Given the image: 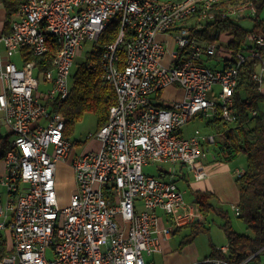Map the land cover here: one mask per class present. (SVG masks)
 I'll use <instances>...</instances> for the list:
<instances>
[{
    "label": "built area",
    "instance_id": "obj_1",
    "mask_svg": "<svg viewBox=\"0 0 264 264\" xmlns=\"http://www.w3.org/2000/svg\"><path fill=\"white\" fill-rule=\"evenodd\" d=\"M217 1L22 0L10 18L0 20V126L10 134L0 178L6 198L0 200L6 249L0 264H148L146 257L161 250L163 238L202 221L197 204L184 200L172 178L147 174L143 166L178 163L193 179L205 178L203 159L216 134L196 128L184 135L182 127L216 112L227 122L235 120L233 93L239 68L249 58L260 62L251 78L264 94L261 33L248 32L243 49L232 57L220 43L191 36L193 17L203 19ZM245 9L250 15L256 12L252 5H240L226 14ZM115 18L118 36L103 46L99 69L101 79L114 87L116 102L106 122L87 136L98 140L99 147L67 162L75 189L63 206L57 164L67 160L74 143L64 137V117L50 102L67 98L83 42H95ZM128 32L120 66L117 46ZM52 44L57 49L50 67L38 71L33 57L49 52ZM5 53L16 54L20 63ZM213 58L223 61L222 68L208 65ZM167 87L179 88L181 97L159 100ZM258 112L264 114V102L251 113ZM234 210L239 213L238 205ZM217 248L228 251L227 244ZM253 255L240 264H251Z\"/></svg>",
    "mask_w": 264,
    "mask_h": 264
},
{
    "label": "trees",
    "instance_id": "obj_2",
    "mask_svg": "<svg viewBox=\"0 0 264 264\" xmlns=\"http://www.w3.org/2000/svg\"><path fill=\"white\" fill-rule=\"evenodd\" d=\"M21 1L0 0L5 19L12 16ZM240 5H252L256 9L254 15H249L253 22L249 29L243 27L235 16L226 14L228 8ZM263 7L264 0L214 2L206 10V16L203 19L193 17V24L189 26L190 34L204 43L218 42L230 57L235 56L243 49L248 32H257L264 36V19L259 17V12ZM197 23L201 25L200 28H197ZM119 29L118 18L112 19L94 42L93 48L88 52L87 60L78 64L72 73V84L67 98L50 102L64 117L63 135L67 139H70L73 133L75 122L86 112L94 113L96 130L101 127L107 120L110 105L116 102L114 87L100 77L99 60L103 46L117 38ZM4 31H9L8 22L4 24ZM128 38L129 32L124 35L117 46L118 65L120 66L125 64ZM56 49L57 44H52L49 52L33 57L38 65V71L50 67L51 58ZM89 63H92V66H89ZM259 64L258 59L249 58L239 68L231 107L235 120L227 122L216 112L204 122L205 127L216 134L213 148H216L220 159L228 162L238 153H244L246 156L244 171L241 175H237L235 180L239 189L237 216L245 223L249 233H240L232 227L227 210L212 204V193L195 191L194 202L202 212L203 219L182 227L189 229V233L183 236L181 244L190 243L199 233H209V228L206 226L208 214L215 212L223 219L221 227L228 245L227 253H223L211 244L209 254L198 264H215L205 261L208 258L225 260L230 264H240L252 254L254 255L249 262L260 264L264 258V114L258 112L252 115L251 113L254 109L259 111L264 102V94L260 92L258 83L251 78ZM72 143L78 144L77 141H72ZM9 145L10 134L0 133V161L3 160ZM161 171L162 169H160V176H163ZM5 253L3 234H0V257Z\"/></svg>",
    "mask_w": 264,
    "mask_h": 264
},
{
    "label": "rangeland",
    "instance_id": "obj_3",
    "mask_svg": "<svg viewBox=\"0 0 264 264\" xmlns=\"http://www.w3.org/2000/svg\"><path fill=\"white\" fill-rule=\"evenodd\" d=\"M229 9V8H228ZM250 9L240 10L234 16L237 18V21L246 29L251 28L252 20L249 18ZM4 16L2 6L0 3V19ZM259 17L264 19V7L259 12ZM158 40L163 39V35L157 36ZM94 41L86 40L83 42L82 48L79 50L77 56L74 58V64L72 67V73L74 72L76 66L80 63H83L88 58V52L93 48ZM8 60L14 61L16 64L20 63V59L16 54H3ZM216 63L215 66L217 68H222L223 61L218 58H213L208 60V65L212 66ZM214 90H218L219 86L214 85ZM162 96L166 100H171L174 98L181 97V90L177 87H169L162 91ZM1 119V118H0ZM205 119L200 117H194L190 121H188L183 127L182 131L184 135H189L194 129L198 128L203 132H206L204 125ZM1 124V123H0ZM96 130V118L94 113L86 112L84 115L75 122L73 133L70 136L71 141H81L83 144L88 142L91 139H87V136L90 133H93ZM209 131V130H208ZM0 133L6 134L5 128L1 125L0 126ZM218 139V136H217ZM88 140V141H87ZM210 154L207 156L209 157ZM229 164L232 167H245L246 164V156L244 153H238L232 160L229 161ZM172 168L169 164L163 163H148L143 166V171L147 174L157 175L160 174V169H165L169 171ZM71 172L68 168L58 169L57 172V181H58V191H59V202L61 205H66L69 201V196L71 192ZM172 175L164 174L162 177L164 179H170ZM181 184V183H180ZM182 185V184H181ZM0 190L3 191V188L0 186ZM187 196H184V199ZM2 202L4 203L6 200L5 195L2 194L1 196ZM224 209L227 210L230 223L232 227L240 232V233H249V229L246 227L245 223L238 218L237 214L231 210L230 206L225 205ZM223 219L221 216L216 214L215 212H210L208 214V219L206 222V226L209 228V233H199L194 237V239L187 244L182 245L181 241L185 234L189 233V229L182 228L180 231L172 235V238L169 240L168 245L170 246L171 250L176 251V253L180 256V258L185 257V264H191L193 261H201L207 254H209L211 250V244L219 245L226 243L225 233L221 227V223ZM168 257V256H167ZM146 259L150 264H165L166 256L162 253H152L151 256H147Z\"/></svg>",
    "mask_w": 264,
    "mask_h": 264
},
{
    "label": "crops",
    "instance_id": "obj_4",
    "mask_svg": "<svg viewBox=\"0 0 264 264\" xmlns=\"http://www.w3.org/2000/svg\"><path fill=\"white\" fill-rule=\"evenodd\" d=\"M3 19H4V16L0 20L3 21ZM1 21L0 23L2 24ZM158 97H160V99L158 98L159 100L164 99L163 96H158ZM159 100L156 99L155 101L158 102ZM208 130L206 132H211L210 129ZM77 142L78 144L72 147V150L67 156V160L65 162H59L57 164V172H58V169H62L65 167L68 168L69 171L71 172V176H70L71 177V192L75 189V183H74L73 171L67 162L69 161L70 158H72L77 153H80L82 151H87L90 149H97L99 147V142L96 139H91L84 144L81 141H77ZM215 149L216 148L215 147L213 148V145H208V155L210 154V156L205 157L203 159V163L206 166L208 174L203 179H199V180L193 179L188 169L184 165H181L178 163L171 165L172 168L169 171L162 169L161 173L163 175L164 174L172 175L171 178L176 182L177 186L183 191V196H187V198L184 199L186 202L195 203L194 202V197H195L194 192L195 191H207V192L212 193V199H211L212 204H214L215 206H221L223 208L225 205L227 206L229 205L231 210L235 212L234 206H237L238 201H239V189H238V184L235 180L237 176L236 170L237 171L244 170V167H237V166L232 167L229 164V161L225 162L222 159H220V156L218 155L217 150ZM57 172H56V182L58 185ZM4 173H5L4 163L3 161H0V178L4 175ZM1 187L3 188V191L0 190V200H1V203H3L1 196L2 194L5 195L4 194L5 189L3 186ZM57 190H58V187H57ZM58 194H59V191H58ZM162 223H165V219L162 220ZM175 233L177 232H173L169 238H165V239L163 238L161 241V250L155 252V253H162L164 256H166L165 264H185V261H184L185 257L184 259L180 258V256L176 253V251L171 250L170 246L168 245L169 240L172 238V235H174ZM226 244L227 243H225L224 245L219 244L215 246L220 247V246H225ZM146 260L148 261L149 259H146Z\"/></svg>",
    "mask_w": 264,
    "mask_h": 264
}]
</instances>
